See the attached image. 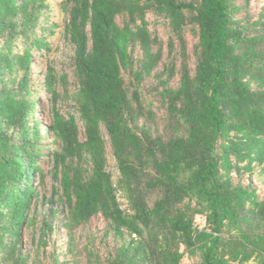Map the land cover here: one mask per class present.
Wrapping results in <instances>:
<instances>
[{
    "label": "trees",
    "instance_id": "trees-1",
    "mask_svg": "<svg viewBox=\"0 0 264 264\" xmlns=\"http://www.w3.org/2000/svg\"><path fill=\"white\" fill-rule=\"evenodd\" d=\"M185 258L264 264V3L0 0V264Z\"/></svg>",
    "mask_w": 264,
    "mask_h": 264
},
{
    "label": "rangeland",
    "instance_id": "rangeland-1",
    "mask_svg": "<svg viewBox=\"0 0 264 264\" xmlns=\"http://www.w3.org/2000/svg\"><path fill=\"white\" fill-rule=\"evenodd\" d=\"M259 1V3L260 4H262V3H264V0H258ZM159 32H160V35L164 38L165 37V32H164V28H161L160 30H159ZM38 79H40L41 77L39 76V77H37ZM110 161H111V165H112V174L115 176V174H116V171H115V168H114V163H113V160L110 158ZM121 201V203H122V208L123 207H125V205H124V201L123 200H120ZM196 225L199 227V228H202L203 226H204V220L202 219V218H200V217H198L197 219H196ZM97 226H98V228H101L102 227V222L101 221H98L97 222ZM59 245H62V242H59L58 243ZM183 263H189V261H188V259H184L183 260Z\"/></svg>",
    "mask_w": 264,
    "mask_h": 264
}]
</instances>
